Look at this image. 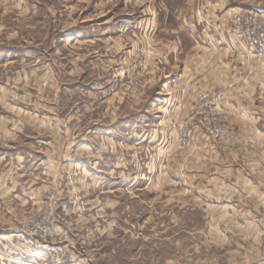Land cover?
Instances as JSON below:
<instances>
[{"label": "crops", "instance_id": "0c3cea01", "mask_svg": "<svg viewBox=\"0 0 264 264\" xmlns=\"http://www.w3.org/2000/svg\"><path fill=\"white\" fill-rule=\"evenodd\" d=\"M128 1L149 16L125 21L119 0H44L45 4L0 0V16L6 18L2 28L14 33L0 42V254L15 249L23 219L40 211L48 190L56 183L61 189L64 177L84 171L91 154L101 160L99 145L112 140L114 126L93 127L90 135L81 118L101 108L100 103L87 104L86 97L96 96L102 81L115 75L118 37L124 34L131 38L127 36L124 46L128 56L141 48L145 65L180 68L174 86L186 78L190 94L232 85L235 97L224 106L231 116L226 133L217 138L197 135L181 155L188 154L191 164L195 162V175L220 178L222 208L230 214V222L253 223L264 209V57L241 51L229 54L216 44L221 34L213 31L215 38L207 40L200 22L205 16L207 24H224L229 11L249 7L264 17V0H180L177 10L189 8L191 16L177 14V21L183 20L177 24L189 33V40L186 45L168 42L173 46L170 54L164 51L166 42L160 45L149 39L158 31L154 1L123 0L124 8ZM42 25L50 34L44 41L36 36ZM139 33L142 38L134 40ZM146 33L149 36L143 38ZM38 47L49 51L38 55ZM56 79L61 80L60 87L55 86ZM163 100L175 102L179 115L187 114L178 94ZM90 122L101 123L96 116ZM92 143L90 153L87 144Z\"/></svg>", "mask_w": 264, "mask_h": 264}, {"label": "rangeland", "instance_id": "374dc122", "mask_svg": "<svg viewBox=\"0 0 264 264\" xmlns=\"http://www.w3.org/2000/svg\"><path fill=\"white\" fill-rule=\"evenodd\" d=\"M153 1L157 6L153 15L159 22L158 31L149 39L160 45L166 42L164 51L170 54L173 46L168 42L186 45L189 40V33L180 30L177 24L181 22L177 21V14L189 18L190 9L178 11L180 0L177 3ZM168 1L171 3H166ZM42 3L46 2L42 0ZM126 3L128 6L124 8L125 3L119 0V14L125 21H129L128 18L140 21V17L149 16L129 1ZM161 3L163 10H160ZM163 18L165 21L161 22ZM5 19L0 16V42L14 35L2 28ZM205 19L200 16V22L205 25L203 33L207 40L214 39L211 33L216 30L212 26L217 24L212 21L207 24L209 21ZM45 27L42 25L36 35L43 41L50 35H46ZM21 33L31 36L29 32ZM147 34L143 38H147ZM120 36L115 75L102 81L96 96L86 97L87 104L100 103L101 108L91 113L92 116L86 113L81 118L90 135L93 127L100 125L103 130L105 126L108 129L114 126L112 140L99 145L101 160H95L91 154L85 160L84 171L70 173L67 180L64 177L61 189L56 183L48 190L38 213L51 204L60 205L56 199L69 202L66 213L57 211L54 215L53 235L41 243L42 247L34 248V241L25 234L24 226L38 213L28 216L21 224L15 249H4L0 264H264V209L253 223L230 222V214L222 208L225 194L220 178L195 175V162L191 164L188 154L181 155L197 135L217 138L226 133L231 116L224 106L229 98L235 97L232 85L222 89L221 107L228 117L225 132L210 135L208 127L202 125L208 116L199 108L203 103L199 99L201 90L193 94L185 91L190 84L186 78L178 87L174 86L180 68L169 64L157 69L158 66L147 63L142 70L124 48L128 35ZM140 36L133 39L142 38ZM221 38L224 39L219 35L216 41ZM36 50L40 55L48 52L49 47ZM226 51L231 55L238 52ZM240 51L264 57L254 51ZM142 52L138 48L135 54ZM137 81L140 86L135 88ZM54 83L56 87L62 85L58 79ZM112 85L117 88L115 93L111 91ZM175 94L181 98L182 105L186 104V115L184 111L179 115L175 102L163 100ZM106 105L116 107L115 112ZM95 116L101 121L96 122V126L90 122ZM184 130L191 131L192 138L186 148L180 149L178 137ZM87 145L90 146L88 152H93L94 143ZM66 182L69 185L65 186ZM206 187L210 191L205 190ZM51 243L63 253V258L61 254L51 255L45 251L43 246Z\"/></svg>", "mask_w": 264, "mask_h": 264}, {"label": "built area", "instance_id": "2783aa9c", "mask_svg": "<svg viewBox=\"0 0 264 264\" xmlns=\"http://www.w3.org/2000/svg\"><path fill=\"white\" fill-rule=\"evenodd\" d=\"M212 28L224 38L216 41V44H219L220 47H224L233 53L243 50L254 51L259 56L264 55V17L261 12L254 9L231 10L228 13L226 23L214 25ZM131 58L142 70L146 69L143 54H133ZM139 86L140 82L137 81L134 87L138 88ZM184 90L190 92L192 90L191 84L187 85ZM111 91L114 93L117 91L115 85H112ZM199 99L203 102L199 108L202 112L207 113L208 116L204 118L202 125L208 127L207 131L210 135L219 136L223 134L228 120L227 115L221 107L224 91L222 89L214 91L201 90L199 91ZM191 136L192 132L189 130L179 133L178 146L180 149H184L189 145ZM57 211L66 213L68 211V204L60 203L58 206L51 204L35 215L34 218L30 219L24 226L25 234L31 236V239L34 241V248L42 247L41 243L45 242L47 237L53 235L54 215ZM43 248L48 254H61L62 258L64 256L60 250L59 252L57 251L58 249L52 243L44 245Z\"/></svg>", "mask_w": 264, "mask_h": 264}, {"label": "trees", "instance_id": "16d2710c", "mask_svg": "<svg viewBox=\"0 0 264 264\" xmlns=\"http://www.w3.org/2000/svg\"><path fill=\"white\" fill-rule=\"evenodd\" d=\"M179 0H172V3H177ZM167 3H171L170 1H168Z\"/></svg>", "mask_w": 264, "mask_h": 264}]
</instances>
